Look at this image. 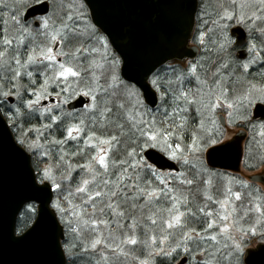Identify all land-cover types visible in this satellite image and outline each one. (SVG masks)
Listing matches in <instances>:
<instances>
[{
  "label": "snow or ice",
  "instance_id": "6c2138e0",
  "mask_svg": "<svg viewBox=\"0 0 264 264\" xmlns=\"http://www.w3.org/2000/svg\"><path fill=\"white\" fill-rule=\"evenodd\" d=\"M199 7L203 55L161 71L139 62L136 24L121 23L120 42L88 0H0V121L52 209L13 241L35 237L53 257L33 264H253L257 238L264 254V189L212 164L239 127L245 168L264 166V0ZM161 156L178 167L161 172ZM8 183L0 147V197Z\"/></svg>",
  "mask_w": 264,
  "mask_h": 264
},
{
  "label": "water",
  "instance_id": "95a60500",
  "mask_svg": "<svg viewBox=\"0 0 264 264\" xmlns=\"http://www.w3.org/2000/svg\"><path fill=\"white\" fill-rule=\"evenodd\" d=\"M88 2L100 13L101 22L119 38L120 42L126 37V32L121 29V23L131 22L138 26L144 49L139 62L144 67L155 65L158 69L164 65L180 64L193 59L197 54V48L190 46V41L195 28L198 0H183L185 7L182 9L170 7L173 0H88ZM241 32L244 31L241 29ZM237 34V42L241 45V34L240 32ZM141 83L145 82L141 80ZM151 91L149 86L147 92ZM246 136V132L240 130L225 142L231 144V147L213 158L212 164L215 169L231 173L240 172L241 153ZM15 144L8 123L6 120L0 121V147L6 150L9 164V183L5 194L0 197V264H33L35 261L50 260L53 257L41 251L35 237L23 244L13 242L19 239L15 232L17 218L26 204L36 205L35 219L39 217L40 211L51 212L52 209L49 203H45L47 197L35 192L29 185L25 171L19 165L20 156L10 148V145ZM16 147L19 148V145ZM20 152L24 156L29 155L24 149H20ZM169 165L171 168H177L174 162L163 156L155 162V166L162 171L171 170ZM26 168H33L31 159L27 161ZM261 175L264 176V169L260 173L247 175L246 178L253 181V178L257 180ZM44 222L47 224V216ZM33 226L34 221L24 232L27 233ZM261 246V243H258L246 249V253H257L252 257L253 264H264V254L259 253ZM55 259L58 260L59 257ZM245 259H248L247 255Z\"/></svg>",
  "mask_w": 264,
  "mask_h": 264
},
{
  "label": "flooded vegetation",
  "instance_id": "af4514ba",
  "mask_svg": "<svg viewBox=\"0 0 264 264\" xmlns=\"http://www.w3.org/2000/svg\"><path fill=\"white\" fill-rule=\"evenodd\" d=\"M237 38H238V34H236L235 36H234V39H235V41H236V45H235V47L237 48V51H236V53H235V55H236V57L238 58V59H240V62L242 63V62H244V60H246L247 59V53H246V49H245V46H246V44H247V35H246V37L245 38H242V44L240 45L238 42H237ZM195 46V43H194V41L192 40V46ZM197 46V45H196ZM197 55H196V57H200L201 56V49L197 46ZM241 53H244V57L243 58H241ZM196 59V58H195ZM194 59V60H195ZM194 60H187L186 62H183V63H181V65H182V67L183 66H186L187 64H188V62L189 61H194ZM176 65H178V64H176ZM167 66H164L163 68L165 69ZM159 70H161V68L159 69ZM12 102H13V99H12ZM238 130H242V129H240L239 127L237 128V130L236 131H238ZM243 131H245L246 132V134H247V137H246V139H245V141H244V143H243V148H244V146L248 143V141H249V139H250V133L247 131V130H243ZM234 134V133H233ZM232 134V135H233ZM232 135L231 136H229L226 140H228V139H230L231 137H232ZM225 140V141H226ZM242 167H244L243 165H242ZM216 170H218V171H220V172H226V173H228L229 175H236V174H232V173H229V172H227V171H223V170H219V169H216ZM246 173H244V172H242L241 174H239V175H237V176H242L244 179L246 178ZM254 181V180H253ZM261 184V185H263V186H260L259 185V183ZM254 185L255 186H257V187H259V188H261V189H264V176H260L257 180H255L254 182Z\"/></svg>",
  "mask_w": 264,
  "mask_h": 264
},
{
  "label": "trees",
  "instance_id": "16d2710c",
  "mask_svg": "<svg viewBox=\"0 0 264 264\" xmlns=\"http://www.w3.org/2000/svg\"><path fill=\"white\" fill-rule=\"evenodd\" d=\"M200 3H201V0H199V5H200ZM21 126L25 129H27V127H29V125H27V124H22ZM13 134H14V137L16 138L15 131L13 132ZM250 163L252 165H256L257 161L254 162L252 159L250 161ZM32 165H33V163H32ZM33 167H34V165H33ZM244 168H245V166H244ZM257 168H259V167H253L252 170H255ZM252 170H247V171H252ZM29 205H34V204H28V205L24 206L23 209L21 210L20 214H19V217H18L17 222H16V226H15V232L16 233H17V231H22V232L26 231L34 221L35 217H33L32 213L29 212Z\"/></svg>",
  "mask_w": 264,
  "mask_h": 264
},
{
  "label": "rangeland",
  "instance_id": "374dc122",
  "mask_svg": "<svg viewBox=\"0 0 264 264\" xmlns=\"http://www.w3.org/2000/svg\"><path fill=\"white\" fill-rule=\"evenodd\" d=\"M210 2L211 3H214L215 2V0H210ZM209 11H212V9L210 8L209 9ZM200 12V11H199ZM198 23H199V26H198V28H200L201 27V25H200V22H199V20H198ZM209 26H211V25H209ZM198 28H197V32H198ZM247 34V33H246ZM196 37H197V35H196ZM196 37H195V41L196 42H194L196 45H198L197 44V40H196ZM247 43H248V36H247ZM247 48V44H246V46H245V49ZM202 51V50H201ZM201 55H203V52H201ZM12 103H15V98H13V102ZM237 128L238 127H236V128H229L228 129V137L229 136H231L233 133H235L236 132V130H237ZM13 132L15 131V134H16V136H17V134H18V132H17V130L15 129V128H13V129H11ZM253 161L255 162L256 160L255 159H253ZM31 165H32V161H31ZM32 167H33V165H32ZM242 177V176H241ZM243 178V177H242ZM244 179V178H243ZM257 187V186H256ZM259 188V187H258ZM261 189V188H260ZM255 242H260L259 241V239L257 238V239H254L251 243H250V245H253V243H255ZM249 245V246H250Z\"/></svg>",
  "mask_w": 264,
  "mask_h": 264
}]
</instances>
